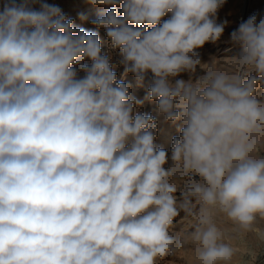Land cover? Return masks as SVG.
I'll list each match as a JSON object with an SVG mask.
<instances>
[{"label": "clouds", "instance_id": "9594fccd", "mask_svg": "<svg viewBox=\"0 0 264 264\" xmlns=\"http://www.w3.org/2000/svg\"><path fill=\"white\" fill-rule=\"evenodd\" d=\"M35 2L5 0L0 11V264H156L189 241L196 264H236L215 216L243 232L264 220V15L231 33L243 51L225 70L196 52L223 34L225 0H90L110 6L90 22L125 73L141 85L152 74L138 99L98 32ZM198 65L206 74L195 83L170 80ZM145 100L182 122L167 170L155 117L134 114ZM180 211L193 218L187 235L173 231Z\"/></svg>", "mask_w": 264, "mask_h": 264}, {"label": "bare ground", "instance_id": "6f19581e", "mask_svg": "<svg viewBox=\"0 0 264 264\" xmlns=\"http://www.w3.org/2000/svg\"><path fill=\"white\" fill-rule=\"evenodd\" d=\"M37 1L39 4L45 3L44 0ZM49 4L56 5L54 0H51ZM69 6L72 13L76 16H80L79 14L83 13L86 17V19L79 18L80 20L68 17L73 20L75 28H82L86 32H98L102 54L110 57L111 65V62L113 61V49H110L109 47L111 41L106 35V30L104 28L98 29L90 22L91 20L95 19L98 14L106 12L108 10V7L110 6L94 5L90 2V0H70ZM117 12L122 14V6H117ZM253 14L264 15V0H225L224 5L218 9L215 18L217 23H219V20H221L222 23L226 22L224 32L221 35L219 41H217L216 43L207 42L203 47L196 49L198 50L197 53L199 52L198 54L201 58V62L203 64H210L204 65L203 67H217L223 68L225 70H228L232 67L228 61V58L239 55L243 51V48L239 44L230 42L231 33L233 31H236L239 25L243 22H246L248 18H250ZM168 18H170V14L166 15L163 19L166 20ZM83 64H87L90 66L91 61L86 59L83 61ZM74 67H76L77 69L78 78H82L85 73L80 70V66L76 65ZM254 72V70L249 72L248 77L258 75L256 72ZM205 74L206 72L204 69L196 67L195 71H190L189 75L187 76V80H191L193 83H195L200 77L204 76ZM151 75L152 74L149 72L148 77L142 85L138 83L133 85V82L128 83V85L130 86V94L138 99H144L147 95L148 81L151 79ZM117 77L119 76L117 75ZM185 78V76L180 77V79ZM136 85L138 87H135ZM255 96L258 100L264 101V85H257ZM177 110L180 111V109ZM137 111L144 114H151L155 117L157 121L155 144L158 147H163L164 150L168 153V158L171 159L172 141L174 137H178L177 127H181L182 122L177 121L176 124L166 122L164 116L159 114L157 103L155 101L145 100V103L142 106H134V114ZM175 195L177 198H182L180 191H177ZM218 216L225 217L227 221H230L223 213H218ZM215 222L217 223V226L222 230L229 228L227 226V223L223 221L222 218H218L217 220H215ZM227 236L229 237V240L231 242L235 241V235L232 232L228 233ZM195 248L196 246L194 248H183L182 253L184 254V261L186 262V264H196ZM236 254L234 255L233 259L237 258Z\"/></svg>", "mask_w": 264, "mask_h": 264}, {"label": "rangeland", "instance_id": "374dc122", "mask_svg": "<svg viewBox=\"0 0 264 264\" xmlns=\"http://www.w3.org/2000/svg\"><path fill=\"white\" fill-rule=\"evenodd\" d=\"M50 1L51 0H44V2L48 3V4ZM54 2L57 6H59L62 9L63 13L67 17H71V18H74L76 20H80L79 19L80 16H78V15L76 16L75 14L72 13L70 6H69L70 0H54ZM40 4L36 0V2L34 3V8L36 5L40 6ZM219 23H222L221 20H219ZM197 51L198 50H196V52ZM120 55H121V52L119 49H113L112 50L113 61L111 62L110 66L112 67L113 71L116 73V77H117V75L120 77V78L117 77V81L118 82H124V83L127 82L126 84L133 82V85H135L137 83V80H135L136 78L134 77L133 74L125 73L124 65L121 63L122 55L121 56ZM119 57H121V58H119ZM197 67L201 68L199 65ZM182 73H180L177 77L170 78V80L174 83L175 80L180 79L181 76H185L186 78L183 80L188 81L187 76L189 75L190 71H184ZM79 78H81V77H79ZM135 87H138V86L136 85ZM179 127L180 126L177 127L178 137H180L179 135H181V133L178 130ZM258 154H264V143H262L259 146ZM170 165H171V159L168 158V162L164 165L165 169L167 170ZM193 177L195 179H200L198 176H195V174H193ZM183 182H184L183 179H177L176 180L178 187L182 186ZM181 200H182V198H180V197L177 198L178 203ZM194 202H195V200L193 198V203ZM216 216H215V220H217L218 218H222V220L225 221L227 223V226L229 227L228 229L224 230V240H225V242L230 243L231 246L236 249L237 254L236 253L235 254L237 255V258L234 259L236 264H260V260L262 259V256L264 254V250H263L264 240H261V238H260L261 234L264 233V220L258 219L257 223L254 225V227L251 231L243 232V231H237L235 229V226L232 224V222L227 221L225 217H219L218 213ZM185 223H186V225H185ZM173 224H174V228H173L174 232L177 231V232H181L184 235H187L188 233H190L193 230V228H192L193 218L185 217V213L183 211H180L178 217H176L174 219ZM231 232L235 235V241L234 242H231L229 240V237L227 236L228 233H231ZM195 246L196 245L192 244L189 241L183 247L177 249L173 254L166 256L164 258H158L156 264H186V262L184 261L185 257H184V254L182 253V250L184 247L185 248H187V247H190V248L193 247L194 248Z\"/></svg>", "mask_w": 264, "mask_h": 264}, {"label": "built area", "instance_id": "2783aa9c", "mask_svg": "<svg viewBox=\"0 0 264 264\" xmlns=\"http://www.w3.org/2000/svg\"><path fill=\"white\" fill-rule=\"evenodd\" d=\"M20 2H22V0H17V3H20ZM4 3H5V0H0V11L3 10ZM31 7L34 8V3L31 4ZM34 9L39 10L40 6L36 5ZM263 250H264V247H263ZM260 264H264V254L262 256V259L260 260Z\"/></svg>", "mask_w": 264, "mask_h": 264}]
</instances>
